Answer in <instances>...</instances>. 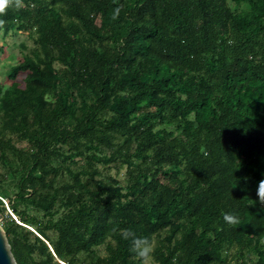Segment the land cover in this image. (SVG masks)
I'll list each match as a JSON object with an SVG mask.
<instances>
[{
  "label": "trees",
  "instance_id": "16d2710c",
  "mask_svg": "<svg viewBox=\"0 0 264 264\" xmlns=\"http://www.w3.org/2000/svg\"><path fill=\"white\" fill-rule=\"evenodd\" d=\"M0 19V52L29 41L0 84L14 264H140L125 228L155 264H264V0H23ZM119 167L123 185L103 176Z\"/></svg>",
  "mask_w": 264,
  "mask_h": 264
},
{
  "label": "clouds",
  "instance_id": "9594fccd",
  "mask_svg": "<svg viewBox=\"0 0 264 264\" xmlns=\"http://www.w3.org/2000/svg\"><path fill=\"white\" fill-rule=\"evenodd\" d=\"M10 7H15L17 9L23 7V0H0V16L6 13V10ZM119 9H117V14ZM6 24L5 20L0 19V29H3ZM256 195L261 205H264V180L258 183L256 189ZM223 220L229 225L238 224L239 217L237 214L232 212H225L223 214ZM122 238L129 243L130 251L138 258L140 264H155L154 252V242L151 237L140 236L131 228L120 229Z\"/></svg>",
  "mask_w": 264,
  "mask_h": 264
},
{
  "label": "rangeland",
  "instance_id": "374dc122",
  "mask_svg": "<svg viewBox=\"0 0 264 264\" xmlns=\"http://www.w3.org/2000/svg\"><path fill=\"white\" fill-rule=\"evenodd\" d=\"M18 41H25L26 43L29 44V41H27L25 39L24 36H7L3 42H2V50L0 52V84L3 85H7L9 84L8 81H5L1 75V73L6 69L5 65L9 62V60L7 59V57L11 54L18 56L17 53V49L15 47V43H17ZM100 167V166H99ZM109 176L114 178L116 181L120 182L121 185L124 184V179H125V169L124 167H119L117 169H112L110 168L109 170L106 171V173L103 176ZM3 218L0 217V227H1V223L3 222ZM29 230H32L30 227H27ZM48 235L51 238H54V233L53 232H48ZM93 252H95V254L98 257H104L106 255V251H105V245L101 244L97 247H94ZM79 257H84L83 254H80ZM149 264H151V261L149 262ZM226 264H234V262H232L231 260L228 261Z\"/></svg>",
  "mask_w": 264,
  "mask_h": 264
},
{
  "label": "water",
  "instance_id": "95a60500",
  "mask_svg": "<svg viewBox=\"0 0 264 264\" xmlns=\"http://www.w3.org/2000/svg\"><path fill=\"white\" fill-rule=\"evenodd\" d=\"M0 264H14L9 247L0 228Z\"/></svg>",
  "mask_w": 264,
  "mask_h": 264
},
{
  "label": "built area",
  "instance_id": "2783aa9c",
  "mask_svg": "<svg viewBox=\"0 0 264 264\" xmlns=\"http://www.w3.org/2000/svg\"><path fill=\"white\" fill-rule=\"evenodd\" d=\"M7 212H9L8 210H7ZM9 215H11L10 213H9ZM12 216V215H11Z\"/></svg>",
  "mask_w": 264,
  "mask_h": 264
}]
</instances>
